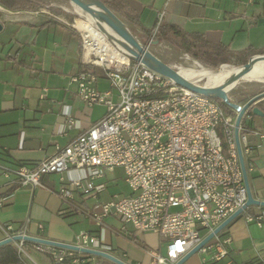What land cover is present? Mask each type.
Masks as SVG:
<instances>
[{"label": "built area", "instance_id": "2783aa9c", "mask_svg": "<svg viewBox=\"0 0 264 264\" xmlns=\"http://www.w3.org/2000/svg\"><path fill=\"white\" fill-rule=\"evenodd\" d=\"M51 17L77 30L74 24ZM160 23L161 19L151 32L150 43L154 42ZM78 33L81 54L71 82L77 84L78 95L86 106L107 107L104 117L68 145H57L51 156L15 169L0 166L1 173L12 177L13 186L33 189L43 186L45 176L59 175V192L64 202L60 215L81 212V205L94 199L95 204L86 214L96 226L102 228L105 219L112 216L123 223L121 231L129 235L155 232L162 247L149 250L152 264H176L246 204L247 190L234 139L236 116L227 114L214 98L177 85L116 46L123 60L103 58L89 50L86 38ZM93 67L103 70L110 82L109 90L96 88L98 75ZM247 132L248 129L242 134L241 124L245 159L250 156ZM251 163L249 158V174L253 171ZM118 169L123 171L131 192L99 201L105 185L98 181ZM247 210L241 213L247 221L256 218L263 225L260 216L254 217ZM127 225L132 226L133 233L126 229ZM42 232L43 225H39L36 237L44 238ZM19 234L27 235L21 230L8 237ZM231 242V237L220 232L199 252L213 247L211 258L221 261L229 255ZM26 243L56 264L64 263L66 257H71L70 263L74 264L82 258L88 259L89 264H99L94 256L21 241V245ZM73 244L108 252L99 236L90 231L77 235Z\"/></svg>", "mask_w": 264, "mask_h": 264}, {"label": "crops", "instance_id": "0c3cea01", "mask_svg": "<svg viewBox=\"0 0 264 264\" xmlns=\"http://www.w3.org/2000/svg\"><path fill=\"white\" fill-rule=\"evenodd\" d=\"M122 3L131 18L118 15L143 41L150 40L161 19L165 34L176 42L198 35L197 40L204 38L232 52L264 51V0H122ZM80 54V34L56 19L20 17L14 24L4 26L0 33L1 167L15 169L21 164H35L51 156L57 145H68L104 117L107 107L86 106L78 95L77 84L71 82V76L78 71ZM93 69L98 75L96 88L109 90L110 82L103 70ZM113 98L118 100L116 90ZM246 121L250 126L247 138L253 165L250 186L254 197L264 200V116H251ZM1 172L0 169V240L21 230L36 237L39 225H43L44 238L73 244L77 235L90 231L99 236L108 252L129 264H152L149 250L162 247L157 233L129 235L121 231L123 223L112 216L105 219L102 228L96 226L86 214L95 204L94 199L83 203L81 212L60 215L64 202L57 174L45 176L43 186L33 189L13 186L12 177L6 178ZM120 179L128 187L121 169L99 180L105 189L98 200L108 201L117 195L116 184L121 183ZM247 213L260 216L263 225L256 218L247 221L245 215L232 220L221 231L222 236L232 239L227 257L213 260L215 248L208 247L184 264H264V207L251 206ZM126 229L134 232L130 225ZM47 262L53 264L49 259ZM77 264H89L88 259Z\"/></svg>", "mask_w": 264, "mask_h": 264}, {"label": "water", "instance_id": "95a60500", "mask_svg": "<svg viewBox=\"0 0 264 264\" xmlns=\"http://www.w3.org/2000/svg\"><path fill=\"white\" fill-rule=\"evenodd\" d=\"M83 11L89 15L94 16L101 22L105 23L114 33H116L122 40H124L127 45L120 44L123 49L131 56L135 61H139L146 65L147 67L159 72L160 74L172 79L177 85L189 89L191 91L200 93L202 95L221 99L225 104L236 111L235 119V129H234V139L235 145L240 161V166L243 174L244 184L247 190V201L243 208L237 210L235 213L230 215L225 219L215 230L208 235H206L202 241L196 245L188 254H186L180 261L176 264H184L191 256L198 253L216 234H219L232 220L241 215L244 209L251 206H261L264 207V200L257 199L254 197L251 186L250 177L247 171L246 159L243 152L242 143L240 140V129L242 120L244 119L247 112L252 109L253 113L257 116H264V111L258 106L260 102L264 100V92H261L251 99H249L245 104L240 105L232 101L228 92L235 87L239 81L248 74L257 62L264 61V54H254L248 61L240 67V70L235 73L231 78L226 80L224 83L217 86L208 85H193L186 81L178 70L170 66L169 64L163 62L160 58L154 55L148 47L140 43L136 36L131 32V30L116 16L110 7H108L102 0L99 3L88 2L86 0H69ZM4 30V23L0 21V33ZM32 242L36 244L50 245L60 249L72 250L75 252L83 253L86 257H101L107 259L115 264H129L126 261L118 258L117 256L102 250L88 249L79 247L72 243H64L60 241H54L47 238H40L31 235H13L0 240V247L18 243V242Z\"/></svg>", "mask_w": 264, "mask_h": 264}, {"label": "rangeland", "instance_id": "374dc122", "mask_svg": "<svg viewBox=\"0 0 264 264\" xmlns=\"http://www.w3.org/2000/svg\"><path fill=\"white\" fill-rule=\"evenodd\" d=\"M40 1L42 3L39 5V8L37 11H27V12H38V14H34V13L33 14H29V13L12 14L9 12V10L7 12L0 11V21L3 22L4 26L7 27L11 24H14L16 20L20 17H26V19L32 20L33 17L52 18L51 15H54L56 17H60L64 21H67L70 25H73L76 19H80V18L86 19V20L90 19L93 22L96 29L103 32L108 37V39L113 43L114 46L124 50L123 47L116 42L113 34L107 31L101 25L98 19H94L91 15L83 11L81 8H79L77 5H75L71 1L69 0H40ZM49 6L54 7V8H59L63 11V13H57L51 8H49ZM64 12L69 14L70 17L65 15ZM120 19L123 22H125L127 27L129 28L127 22L121 17ZM138 40L143 45L148 47V49L154 55L160 58L163 62L169 64L170 66L178 70L181 75L187 72L198 73V75L192 79V82L198 85H208V86L220 85L223 83V80L214 81L213 79H211V77L208 74L220 71L222 67L226 65L231 66V67L240 68L243 64H245L248 61L247 60L245 62L239 56H232L230 57L229 62L221 63L217 67H212V66L207 65L203 61L195 58L194 56L179 49L178 46L172 43L162 42V43L157 44L155 42L150 43L149 42L150 40L149 41H143L141 39H138ZM256 54H264V53H256ZM261 92H264V65L260 63L254 67V69L250 72L249 75L246 76V78L243 81H241L235 87H233L228 92V94L233 102L243 105L249 99H251L252 97H254L255 95ZM260 104L264 108V100L260 102ZM116 173H120V171H117ZM120 181L121 183L116 184V187H117L116 194L123 196L129 193V188L124 184L123 180L120 179ZM178 209L179 208H172V211H176ZM14 245L17 248L21 259H23V261L26 264H47L48 259L53 264L55 263L47 254L41 252L40 250H37L32 245H26V244L21 245V242L14 243ZM82 259H86V258H82Z\"/></svg>", "mask_w": 264, "mask_h": 264}, {"label": "trees", "instance_id": "16d2710c", "mask_svg": "<svg viewBox=\"0 0 264 264\" xmlns=\"http://www.w3.org/2000/svg\"><path fill=\"white\" fill-rule=\"evenodd\" d=\"M108 7H110L114 12L119 15H125L127 18H131V16L123 10L122 0H102ZM42 2L40 0H0V5L3 8H6L10 11H37L39 5ZM57 13H63V11L59 8L50 7ZM65 13V12H64ZM68 17L69 14L65 13ZM191 39L183 38L182 41L176 42L172 40L169 36L165 34V29L162 22L159 25L158 33L155 37V41L157 43H161L163 41H168L176 46L184 52L194 56L195 58L203 61L209 66L217 67L221 63H227L232 56H239L245 62L248 58L256 53L257 51H243V52H232L228 48L223 47L222 45H213L208 43L204 38L197 40L198 35H191ZM198 49V50H197ZM197 50V51H196ZM264 53V51H262ZM94 70V69H93ZM95 72V70H94ZM96 73V72H95ZM159 93L155 94L158 96ZM220 106L225 110V112L229 115L236 116V111L230 108L227 104H225L221 99H215ZM258 106L264 111V108L259 103ZM248 115L256 117L253 113L252 109L247 112ZM247 117H244L242 120V134L246 129H249L250 126L247 123ZM250 156L246 155V162L249 163ZM28 245V243H26ZM71 257H66L65 263H69ZM97 261L99 264H115L107 259L97 257ZM0 264H26L23 259H21L17 248L13 244H7L0 247Z\"/></svg>", "mask_w": 264, "mask_h": 264}, {"label": "bare ground", "instance_id": "6f19581e", "mask_svg": "<svg viewBox=\"0 0 264 264\" xmlns=\"http://www.w3.org/2000/svg\"><path fill=\"white\" fill-rule=\"evenodd\" d=\"M88 2H96L99 3V0H86ZM0 11H8L5 8H3L2 6H0ZM117 18L120 19V16L115 13ZM92 16V15H91ZM94 19V16H92ZM121 20V19H120ZM122 21V20H121ZM67 22V21H66ZM99 22L101 23V25L109 32H111L114 36V39L116 40V42L119 44H123V45H127V43L122 40L116 33H114L105 23L101 22L99 20ZM123 22V21H122ZM99 23V24H100ZM125 25L126 23L123 22ZM127 26V25H126ZM74 27L83 34V36L86 38L88 44L87 47L89 50H95L97 53L101 54V56L103 58H110V59H116V60H123L124 57H122L119 53L118 50L116 49V47H114L113 43L108 39V37L101 31L97 30L96 27L94 26L93 22L89 19H76V21L74 22ZM103 30V29H102ZM113 39V40H114ZM141 43V42H140ZM263 64L264 65V61H260L257 62L254 67L257 64ZM253 67V69H254ZM252 69V70H253ZM240 70V68L237 67H231V66H223L222 69L220 71H217L215 73H209L208 75L211 77V79H213L214 81L217 80H223V83L228 80L229 78H231L235 73H237ZM251 70V71H252ZM250 71V72H251ZM250 72L248 74H246L240 81H243L247 75L250 74ZM185 73V72H184ZM198 75V73L196 72H187L185 74L182 75V77L188 81L189 83L193 84V85H198V84H194L192 82V79L194 77H196ZM218 83V82H217Z\"/></svg>", "mask_w": 264, "mask_h": 264}]
</instances>
